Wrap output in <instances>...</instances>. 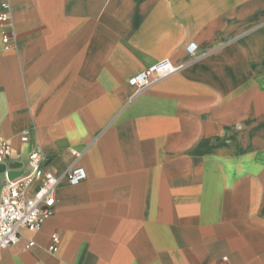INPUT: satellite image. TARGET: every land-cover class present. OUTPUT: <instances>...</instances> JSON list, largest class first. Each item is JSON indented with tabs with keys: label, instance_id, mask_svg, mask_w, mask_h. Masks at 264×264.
<instances>
[{
	"label": "crops",
	"instance_id": "0c3cea01",
	"mask_svg": "<svg viewBox=\"0 0 264 264\" xmlns=\"http://www.w3.org/2000/svg\"><path fill=\"white\" fill-rule=\"evenodd\" d=\"M8 2L0 193L36 149L61 180L0 264H264V0ZM164 59L173 74L128 84Z\"/></svg>",
	"mask_w": 264,
	"mask_h": 264
},
{
	"label": "built area",
	"instance_id": "2783aa9c",
	"mask_svg": "<svg viewBox=\"0 0 264 264\" xmlns=\"http://www.w3.org/2000/svg\"><path fill=\"white\" fill-rule=\"evenodd\" d=\"M10 21V5L8 0L0 1V23ZM2 43L5 47L12 44V40L3 35ZM186 52L194 56L197 53L195 43H189ZM176 68L167 59L158 61L146 69L135 74L128 80V84L138 92L144 91L151 85L170 76ZM22 141L26 136L22 135ZM75 158L80 153L72 151ZM11 156V145L8 141L0 139V163L5 162ZM46 158L40 149H36L27 157L26 171L14 180H6V184L0 193V260L1 251L8 246L16 245L22 231L37 232L43 223L52 215L56 203L57 188L61 178L52 172L43 170ZM84 168L72 165L64 174L69 186H76L86 179ZM38 183L36 189L31 188ZM59 233H53L50 237L49 250L56 252L60 244ZM33 242L29 241L28 247Z\"/></svg>",
	"mask_w": 264,
	"mask_h": 264
},
{
	"label": "water",
	"instance_id": "95a60500",
	"mask_svg": "<svg viewBox=\"0 0 264 264\" xmlns=\"http://www.w3.org/2000/svg\"><path fill=\"white\" fill-rule=\"evenodd\" d=\"M22 173L19 172H8L7 173V179L9 181L16 179L17 177L21 176Z\"/></svg>",
	"mask_w": 264,
	"mask_h": 264
}]
</instances>
